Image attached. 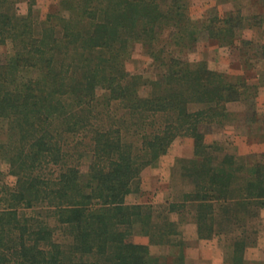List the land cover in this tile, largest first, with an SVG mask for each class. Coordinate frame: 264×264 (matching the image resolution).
Returning <instances> with one entry per match:
<instances>
[{
    "label": "trees",
    "instance_id": "obj_1",
    "mask_svg": "<svg viewBox=\"0 0 264 264\" xmlns=\"http://www.w3.org/2000/svg\"><path fill=\"white\" fill-rule=\"evenodd\" d=\"M20 1L0 0V50L11 49L0 52V122L9 134L0 158L17 177L6 184L0 170V264H159L150 245L172 243L173 212L191 216L202 239L259 217L264 163L229 153L204 132L231 120L245 80L172 51L198 42L189 0H55L58 10L42 20L33 16L37 0H27V16ZM209 22V38L223 41L246 18L237 7ZM133 43L165 67L157 80L128 71ZM183 136L194 139V158L173 178L191 188L157 220L155 206L127 197ZM137 228L149 245L136 241ZM245 242L235 240L234 264Z\"/></svg>",
    "mask_w": 264,
    "mask_h": 264
},
{
    "label": "rangeland",
    "instance_id": "obj_2",
    "mask_svg": "<svg viewBox=\"0 0 264 264\" xmlns=\"http://www.w3.org/2000/svg\"><path fill=\"white\" fill-rule=\"evenodd\" d=\"M191 17L199 24L198 42L192 50L185 48H174L172 51L181 59L189 63H205L211 70L225 73L236 82L243 78L247 86V91L243 100L231 103L229 109L234 115L225 126L207 125L204 132L207 134L208 142L217 141L228 148L229 153L248 157L249 163L262 161L264 163V57L262 56V45H264V7L260 0H189ZM19 12L27 16L30 12V4L27 0H21ZM240 7L246 18L243 28L236 31L235 36L220 41L210 39L204 27L210 23V19L215 16H226L229 12ZM58 10V3L55 0H37L34 6L33 16L37 20L45 19L49 14ZM261 17L256 20V17ZM174 29L164 32V38L171 39ZM11 51L10 46L1 47L0 52L5 56ZM128 71L133 75H141L146 80L154 81L164 73L165 67L161 62L154 60L140 43H133L131 55L126 62ZM150 85L144 86L140 90L142 96L151 93ZM6 125L0 122V143L9 140ZM194 139L191 137H179L173 143L167 157L161 160L174 163L176 168H181L184 160L194 158ZM161 166L160 175H163ZM0 170L3 172L2 181L14 186L17 177L10 174L9 161L0 158ZM173 167L167 166V185L164 182H152L151 169L145 172L142 178L141 191L133 193L128 200V204L153 205L156 208L157 220L167 216L169 209L167 204L159 202L158 192H165L169 197V203L182 201L184 191L191 187L189 183L181 180L180 176L173 178ZM175 172V171H173ZM166 175H163V178ZM149 177V178H148ZM148 178V179H146ZM161 188L163 191H161ZM163 204V205H161ZM169 216V215H168ZM171 217V216H170ZM186 220H193L191 216L184 215ZM163 219V218H161ZM136 241L141 244H150V239L145 236L140 228L136 230ZM223 237L234 244L240 237L248 244L244 257L239 256L236 264H264V209L260 211L259 217L252 221L245 230L221 234L213 238ZM172 243L162 245H150L154 256L159 257V264H186L184 260V250L189 248L190 242H177L172 236ZM212 239V238H211ZM192 243V242H191ZM223 250L225 242L223 241ZM221 246V245H220ZM245 257H249L247 260ZM194 264H197L196 261ZM234 264V263H232Z\"/></svg>",
    "mask_w": 264,
    "mask_h": 264
},
{
    "label": "crops",
    "instance_id": "obj_3",
    "mask_svg": "<svg viewBox=\"0 0 264 264\" xmlns=\"http://www.w3.org/2000/svg\"><path fill=\"white\" fill-rule=\"evenodd\" d=\"M163 157H167V154L164 155ZM162 158L161 160H163ZM160 162L156 166H151L147 168L143 172L142 178L145 175V172L151 169L152 182L155 183L160 182L161 185L162 182H164L166 186L168 181L167 166L173 167L171 173L172 176L174 175L173 171L176 164L175 165L174 163L165 164V162L163 161L161 164ZM161 166H166L163 168L164 171L163 175H166L164 178L163 175H160L161 173H159ZM173 177H172V181H173ZM161 191H163L162 188ZM131 195L133 194H130L127 197V200ZM157 197L159 198V202L167 204L170 195L167 196V190H166L165 192H158ZM171 220L178 225V233L174 235L175 240H177V242H190V244L188 245L190 247L184 250V260L186 264H194L195 261L197 264H232L233 263L234 247L233 244L228 240V238L224 240H222L223 239L222 236L212 239L200 238L198 224L195 223L193 220H186L185 218H182V216L177 212H173L171 214ZM223 241L225 242L224 245L225 251L222 248ZM245 258L247 260L249 257H245Z\"/></svg>",
    "mask_w": 264,
    "mask_h": 264
}]
</instances>
